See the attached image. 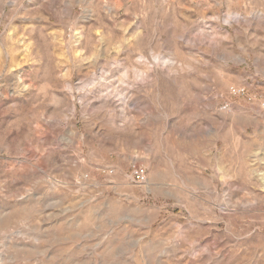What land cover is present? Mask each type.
I'll list each match as a JSON object with an SVG mask.
<instances>
[{"label":"rangeland","instance_id":"1","mask_svg":"<svg viewBox=\"0 0 264 264\" xmlns=\"http://www.w3.org/2000/svg\"><path fill=\"white\" fill-rule=\"evenodd\" d=\"M261 100L264 0H0V264H264Z\"/></svg>","mask_w":264,"mask_h":264},{"label":"built area","instance_id":"2","mask_svg":"<svg viewBox=\"0 0 264 264\" xmlns=\"http://www.w3.org/2000/svg\"><path fill=\"white\" fill-rule=\"evenodd\" d=\"M229 93L235 97H244L247 95V90L244 87H235L231 86L229 88ZM258 107L261 113L264 115V100L259 101ZM230 109V103L226 102L222 107L221 111H228ZM106 174H112L114 170L106 169L104 171ZM131 182L136 186H143L148 182V175L146 170L143 167H134L131 175H130Z\"/></svg>","mask_w":264,"mask_h":264}]
</instances>
